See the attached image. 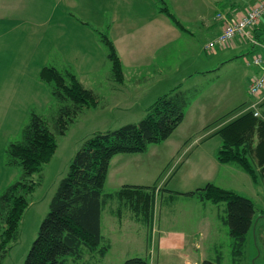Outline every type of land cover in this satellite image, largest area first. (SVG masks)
Instances as JSON below:
<instances>
[{"label":"rangeland","instance_id":"obj_1","mask_svg":"<svg viewBox=\"0 0 264 264\" xmlns=\"http://www.w3.org/2000/svg\"><path fill=\"white\" fill-rule=\"evenodd\" d=\"M4 1L0 0V8L3 4L1 2ZM252 1L220 0L221 3L210 6L209 3H207L208 5L204 3L202 14L206 27H202L199 23L197 25L183 24L184 28L192 32V36H182L183 38L173 40L170 45L157 53V55L164 53L168 61L167 66L163 67V74L156 77L162 82L157 84L153 81L141 83L138 85L137 93H135L137 83H125L129 92L126 93L125 89L122 90L126 94H122L125 98L121 99L124 102H130V105H126L125 108L113 106V103L116 102L113 96L116 95L111 92L110 87L114 84L120 85V83L111 78L110 62L106 56V48L100 38V33H107L105 27L98 29L99 34L95 33L94 30L96 29L88 32L87 28L81 30L78 26L74 31L69 29L64 34L61 26L57 24L60 19L39 18L41 14L47 16L51 13L54 0H30L31 6L42 8L41 11L35 12V14H40L39 17L31 16L32 11L27 10L18 16L13 15L7 9L6 4L5 17L0 16L4 19H1L3 23H0V196L7 187L19 181L22 175L20 167L8 164L7 147L20 141L22 130L29 123L33 113L50 122L60 105L52 95L51 84L40 80L38 76L43 67H54L59 72L73 73L85 88L93 90L100 100V105L96 108L84 109L78 114L68 126L65 134L56 138L57 149L50 161L43 165L40 173L32 176L35 188L28 196L29 205L23 212L18 229V238L10 244L9 252L1 264L23 263L33 240L36 238L38 227L48 212L50 199L82 143L97 132H106L129 123L138 122L144 116L145 109L183 77L186 80L183 83V89L192 95L181 124L165 141L149 145L143 153L119 154L113 157H137V163L148 171L150 178L154 175L155 169L163 166L162 171L165 169V172L160 179V186L169 175L165 176L168 169L173 167V163L176 165L181 163V158L188 157L187 160H189L190 157H215L214 152L219 141L201 142L188 153L190 148L185 150L183 145L188 144L191 137L201 134L200 132L205 125L231 110V107L226 111L213 109V106L219 103L218 100L229 102L223 107L231 104L233 97L226 95L230 92V88L232 91H237L238 100L243 101L248 94L246 91L249 80L248 73L250 75L252 73L257 74L258 71L252 66L245 67L243 62L236 59L237 62L232 63L230 67L227 65L220 68L222 66L220 65L219 76L214 75L213 72H208L211 75H206V73L204 77L193 80L190 78V74L193 70L201 72L214 70L211 67L212 64H207V61L215 60L213 56L215 54H207L203 50V46L206 42H211L209 41L211 34L220 26V22H217L216 19V10L227 11L225 6L229 2H234L237 9H241L243 5ZM7 15L10 16L8 19ZM7 20H16L19 24L11 27L10 24L7 25ZM76 24L82 26L78 22ZM66 37L73 39L74 45L70 41H66ZM58 42L63 46L68 43L72 49H77L76 45L84 47L87 51L85 54H91L90 61L85 60V63L74 61L69 65L67 60L57 62L55 59L57 49L53 48L52 45H57ZM133 44L138 45L137 48L140 50L142 49L138 42ZM220 51H224L220 54L221 57H228L229 54H232L227 50L221 49ZM232 67L237 68V70L231 72ZM151 68L144 65H132L128 67V70L131 72L150 70ZM243 72L245 73L244 78ZM142 93H145V96L136 99ZM220 95L226 97L222 98ZM139 102L140 105H138ZM107 103L109 105L106 106ZM210 104L212 106H209ZM206 106L209 107L205 109ZM178 157L181 158L176 161ZM231 165L226 166L228 168H220L215 177V182L226 187L225 189L233 190L239 195L249 198L253 202L255 226L247 234L239 261L234 262L231 253L232 239L228 234L227 227L219 219L224 216L225 204L207 202L213 205V208L206 212L203 209L208 216L207 223L209 225L206 226L208 232L203 238L201 236L197 238L201 247L198 254L205 256L207 260L211 259L215 254L214 247H216V251L221 256L222 264H264L262 259L264 250V186L261 183L254 184L236 164ZM159 174L154 175L146 184H152ZM112 176L111 174L109 179ZM172 177L169 178L166 185L164 184L163 189L165 191H161L157 195L154 217L156 219L161 215L162 220L168 222L170 226L183 230L190 228L189 231H191L195 228V226L191 227L192 224H190L193 223L191 216L195 214L191 211L197 210L196 207H192L194 205L192 203L199 200L194 198L191 202L189 198L182 196H179L181 198L178 200H167V190H170L173 185L176 186V182L180 179L176 176L172 183L170 182ZM110 180L105 183L103 193H111L120 188L121 180L118 179L112 183ZM186 181L187 179L184 177L182 184L188 183ZM183 185H180L181 189L187 190L189 184ZM200 213H202V209ZM117 214H120V217ZM129 216H131V212L126 206L122 204L120 206L117 200L109 201L101 213V234L109 241L110 249L104 257L86 250L81 260L72 263L69 259L68 264H124L128 259L144 258L146 241L150 240L151 225L145 226L132 220ZM145 259L148 264H152L154 261L153 257ZM160 264H163V257L160 258ZM170 264L176 263L171 262ZM177 264L187 263L182 260L181 263Z\"/></svg>","mask_w":264,"mask_h":264},{"label":"trees","instance_id":"obj_2","mask_svg":"<svg viewBox=\"0 0 264 264\" xmlns=\"http://www.w3.org/2000/svg\"><path fill=\"white\" fill-rule=\"evenodd\" d=\"M160 12L175 26L183 29L166 6H162ZM216 13L231 17L225 10ZM221 28L220 22V31L209 41L218 37ZM252 34L258 41L264 42V24L254 26ZM100 38L110 62L111 78L121 83L123 69L114 44L106 34L100 33ZM208 43L204 45L207 52H213L219 47L208 49ZM249 47L251 53L244 57L251 56L255 51L254 47ZM244 57L242 60L245 63ZM38 76L40 80L51 84L52 95L60 105L50 122L33 113L22 130L20 141L7 147L8 164L20 167L22 175L19 181L7 187L0 196V264L8 254L10 244L18 238L20 221L29 205L28 196L35 188L32 176L40 173L43 165L50 161L57 149L56 138L65 134L78 114L84 109L100 105L95 93L85 88L71 72H59L54 67L45 66ZM191 95L181 86H174L158 96L145 109L144 116L138 122L97 132L87 138L71 159L65 176L60 179L50 199L48 212L22 264H68L69 259L75 263L83 258L86 250L104 257L110 249V243L101 234V213L109 201L117 200L120 206L122 204L129 209L133 220L150 226L157 195L165 191L163 186L181 163L174 167L162 186L159 182L165 169L150 186L124 185L114 192L103 193L109 163L113 156L143 153L149 145L165 141L183 121ZM246 107L245 104L238 105L207 124L202 132L215 126L218 128L200 142L217 137V162L236 164L255 184L261 183L264 170V103L258 107V116H254L252 110L243 111ZM181 194L194 197L202 203L225 204L221 221L232 239L233 261L238 262L247 234L255 226L253 202L233 190L213 183H206ZM262 259L264 262V250ZM124 264H147V261L132 258ZM200 264H222L221 256L218 255L214 260H203Z\"/></svg>","mask_w":264,"mask_h":264},{"label":"crops","instance_id":"obj_3","mask_svg":"<svg viewBox=\"0 0 264 264\" xmlns=\"http://www.w3.org/2000/svg\"><path fill=\"white\" fill-rule=\"evenodd\" d=\"M258 1L259 0H253L249 4L243 5L241 9H237V7L234 5V2H229L225 6V8L233 18L244 14L251 6H253ZM1 3H3L2 7L0 8L1 17H5L4 9L6 8V4L9 12L16 16L24 13V11L27 10L32 11V14H30L31 16L39 17L40 14H35V12H39L42 9L31 6L30 0H5ZM204 3H209L210 6L212 4L217 5L221 2L220 0H207V2H205V0H54V6L51 10V13L47 16L41 14L39 18L47 17L50 19H60L57 24L61 26L64 34H66V31H69V29H71V31H74L76 26L80 27L81 30L87 28L88 32H90L92 29H96L94 31L98 34L100 32L98 30L100 27L106 28V35L114 44L123 69V81L120 83V85L114 84L112 87H110L112 89L111 92L117 96H113L115 97L114 99H116V102L113 103V106L125 108L126 105H130V102H124L121 99L125 98L122 94H126L129 92L127 89L128 86H125V83H137L135 86V93H137L139 87L138 85H140L141 83L153 81L155 84H157L162 82V80L160 79L157 80L156 77L163 74V67L167 66L168 61L164 53L160 55H157V53L163 50L166 46L170 45L173 40L183 38L184 36H192V32H190L187 28H184L183 24L188 25L190 23L189 25H197L199 23L202 27H206L202 14ZM162 6L167 7L169 12L179 21L183 29L175 26L164 13L160 12ZM216 12H218V9L216 10ZM9 17L7 15V19ZM1 19L3 18H0V23H3L1 22ZM262 19H264V17H261L259 19L255 27H259L261 24H264V21H262ZM75 21L82 26L77 25ZM8 24H10L11 27H15L18 26L19 23L16 22V20H7V25ZM219 31L220 26L217 27V29L211 34V39L216 36ZM66 41H70V43H73V39H70L69 37H66ZM134 42H138L141 45L142 49L140 50L139 48H137L138 45H134ZM76 46L77 49H72L71 45L68 43H65L64 46L59 42L57 45L53 44L52 47L57 49L55 58L56 61L59 62L60 60H67L69 61L68 65L74 61H81L82 63H85V60H88L89 62L91 54H85L87 51L84 47L79 45ZM249 48L250 47L247 42H244L239 37L232 39V41L223 46L215 48L213 52L205 51L203 46V50L207 54H215L213 55L215 60L207 61V64H212L211 67H213L214 70L207 72L193 70V72H191L190 74V78L193 80H197V78L204 77L206 73V75H211L208 72H213L214 75L219 76L220 65H222L220 68L226 67L227 65H229L230 67L232 63L237 62L235 61L236 59L243 62L241 57L250 55L251 52ZM221 49L230 51V53L232 54H229L228 57H221L222 55L220 54L224 52L220 51ZM52 58L54 59V57ZM243 64L245 67H247L244 62ZM59 65H61V63H59ZM132 65H144L152 68L150 70H136L130 72L128 70V67ZM231 69V72L237 70V68L234 69V67H232ZM242 76L244 78V72ZM255 76H257V74L252 73L250 75L248 73V86ZM185 81L186 80L183 77L182 79L177 80L176 84H174L172 87L179 85L181 86V89H183V83ZM124 89L126 93L122 91ZM246 91L248 93V87ZM237 94V91H232V89L230 88V92L226 93V95H230L231 98L233 97L231 104L223 107L229 102L218 100L219 103H216L213 106V109H222V111H226V109L231 107L230 109L232 110L241 104H245L246 106H248L250 103H252V101L256 99L255 97L247 94V97L243 99V101H241L238 100L239 98H237ZM144 96L145 93L139 94V97H137L136 99L143 98ZM220 96L222 98L226 97L225 95ZM227 99L229 98L227 97ZM107 105H109V103H107L106 106ZM138 105H140V102L138 103ZM209 106H212V104H210ZM209 106H206L205 109ZM216 128L217 126L208 131L200 132L201 134H197L191 137V141L185 146V150L190 148L187 153L195 149L201 143L200 140L212 133ZM208 140L216 142L219 141L217 137H212ZM113 158L109 163L106 182L111 179L110 181L112 183V181L116 182L119 179L121 180L120 187L124 185L144 187L150 186L151 184L147 185L146 183H149L148 181H150L152 177H154V175L161 173L163 169V166H159L158 169H155L154 175L150 178V174H148V171L145 170L143 166L140 167L139 163H137V157ZM180 158L181 157H178L176 161L180 160ZM187 158L188 157H185L184 159L181 158L182 162L174 173L172 179L170 180V182L173 183V180L176 176L180 177L179 181L176 182V186L173 185V187L170 188L171 192L168 193L166 197L167 200H178L181 198L179 196H182L189 198L192 202L194 200V197L187 196L181 193L193 191L204 186L206 183H213L221 188H226L224 186H221L219 183H216L215 177L218 174L220 168H228L226 166H232L231 164H220L217 162L215 157H190L189 160H187ZM175 166L176 163H173L172 168L174 169ZM172 168L167 171L165 176L172 172ZM152 170L151 172H153ZM111 174L114 177L112 176L109 179ZM184 177L188 181V183L186 184H189L187 190H182L180 187V185H183L182 182L184 181ZM175 193H180V195ZM192 204H194L192 205V207H196L197 210L191 211L192 213H195L191 216L193 220V223H190L192 224L191 227L195 226V228L191 229V231H189L190 228H188L187 230H183L181 228L170 226L168 222L166 223L162 220L161 215H159V218L157 217L155 219V215L153 213L154 220L151 224L150 240L148 242L146 241V253L145 257L142 259L153 257L154 261L152 260V264H160V258L162 257L163 264H170L171 262L177 264L181 263L182 260H185L187 264H200L203 260H207L205 256H203L202 254H198V251H200L201 247L197 241V238L199 236L203 238L206 232H208V228H206V226L209 225V223H207L208 216L205 212L207 210H211L213 208V205H210L207 202L202 203L199 201ZM201 209L202 213H200ZM203 209L205 210V212L203 211ZM129 217L132 218L131 216ZM219 219L221 220V217ZM214 248L215 254L213 258L208 260H213L218 257L219 254L216 251V247Z\"/></svg>","mask_w":264,"mask_h":264},{"label":"built area","instance_id":"obj_4","mask_svg":"<svg viewBox=\"0 0 264 264\" xmlns=\"http://www.w3.org/2000/svg\"><path fill=\"white\" fill-rule=\"evenodd\" d=\"M264 16V0H259L244 14L237 17H229L224 13H217L216 19L221 22L222 29L218 37L207 44L208 49L223 46L234 38H241L255 48L249 57H244L246 66H252L258 70L248 87L250 96L256 99L244 109L252 110L254 116L259 115L258 107L264 102V42L258 41L252 34V29L259 19ZM261 184L264 186V170Z\"/></svg>","mask_w":264,"mask_h":264},{"label":"bare ground","instance_id":"obj_5","mask_svg":"<svg viewBox=\"0 0 264 264\" xmlns=\"http://www.w3.org/2000/svg\"><path fill=\"white\" fill-rule=\"evenodd\" d=\"M256 69V68H255ZM249 87V86H248ZM249 94V93H248Z\"/></svg>","mask_w":264,"mask_h":264}]
</instances>
